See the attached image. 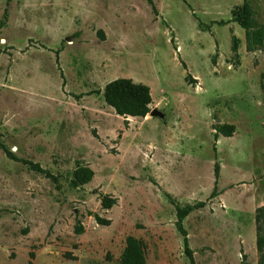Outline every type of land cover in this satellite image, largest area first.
<instances>
[{"label":"rangeland","instance_id":"1","mask_svg":"<svg viewBox=\"0 0 264 264\" xmlns=\"http://www.w3.org/2000/svg\"><path fill=\"white\" fill-rule=\"evenodd\" d=\"M243 1L0 0V264H121L128 237L146 264H190L168 196L206 202L184 220L195 264H260L264 0H249L253 52L232 22ZM120 78L165 121L117 115L101 92ZM222 125L235 132L216 140Z\"/></svg>","mask_w":264,"mask_h":264},{"label":"trees","instance_id":"2","mask_svg":"<svg viewBox=\"0 0 264 264\" xmlns=\"http://www.w3.org/2000/svg\"><path fill=\"white\" fill-rule=\"evenodd\" d=\"M155 11V10H154ZM253 15V11L250 7L249 0L243 1V6L240 10H234L232 12V22L239 24L245 30L246 35V46L248 52H253L256 49L262 47L263 40V29L257 30L256 32H250V25L252 24L251 16ZM195 17V14H194ZM196 18V17H195ZM223 24V22L219 23ZM99 36L103 38V33L101 31L98 32ZM239 48V40L234 37L232 41V52L237 55ZM176 50V48H175ZM102 93V92H101ZM105 103L113 108L117 115L122 116L124 118H146L150 112V106L153 103V99L151 96L150 87L135 83L131 79H117L109 83L105 89L103 94ZM215 130V139L218 140L219 136L222 135L226 138H230L233 136L235 132V126L233 125H222L216 126ZM24 163V162H22ZM27 165L31 166L34 171L40 174H48L45 170H43L39 165H34L29 162H25ZM50 177V176H49ZM220 177V168L219 165L215 166V178L216 185L211 194V198H215L217 196V185ZM94 178V172L88 167L79 166L75 171V181L78 185L84 186L89 184ZM170 202L176 207V229L183 237L184 241V249L187 258L189 259L190 264H195V260L193 257L192 250L189 247L188 241V233L184 227V220L193 212L203 209L206 207V202H198L195 205H186L180 206L178 204H174V201L170 196H168ZM106 207H111V203L108 205L106 201L103 202ZM96 222L102 226H109L110 221L105 220L99 216H96ZM84 227L81 223H79L75 228V233L77 235L83 234ZM257 249L261 255L264 251V241L260 234H258L257 239ZM33 258V254L31 255ZM246 258V256H244ZM121 264H146V246L143 241L138 240L135 237H128L126 241V248L121 256L120 260ZM260 264H264V255L261 257Z\"/></svg>","mask_w":264,"mask_h":264},{"label":"water","instance_id":"3","mask_svg":"<svg viewBox=\"0 0 264 264\" xmlns=\"http://www.w3.org/2000/svg\"><path fill=\"white\" fill-rule=\"evenodd\" d=\"M104 94V91H102ZM150 116L165 121L166 115L158 109H154L150 112Z\"/></svg>","mask_w":264,"mask_h":264},{"label":"crops","instance_id":"4","mask_svg":"<svg viewBox=\"0 0 264 264\" xmlns=\"http://www.w3.org/2000/svg\"><path fill=\"white\" fill-rule=\"evenodd\" d=\"M103 94V93H102ZM150 108H151V106H150ZM128 118H131V117H128Z\"/></svg>","mask_w":264,"mask_h":264}]
</instances>
